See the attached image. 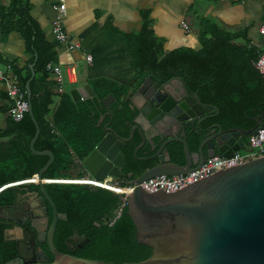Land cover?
I'll use <instances>...</instances> for the list:
<instances>
[{
	"label": "trees",
	"instance_id": "obj_1",
	"mask_svg": "<svg viewBox=\"0 0 264 264\" xmlns=\"http://www.w3.org/2000/svg\"><path fill=\"white\" fill-rule=\"evenodd\" d=\"M29 10L27 0H12L7 17L10 22H15V28L22 33L30 62H34L35 75L29 83L33 117L39 126L34 147L37 150H51L54 154L42 178L68 179L75 159H85L105 135L104 124L108 122L119 135L128 136L137 110L124 98L127 87L101 78L93 82L94 96L74 101L69 93H65L57 109L50 115L53 87L56 89L57 83L54 78H49L46 64L53 58V53L44 42L43 34ZM150 25L151 21L145 17L141 29L127 35L128 52L137 77L142 80L150 76L155 81H164L172 76H180L190 91L198 92L202 101L217 106L215 114L202 124L201 133L191 134L192 131H188L191 134L188 140L191 151L197 149L205 128L212 122H219L223 128L243 129L256 124L254 117L259 110L264 113V77L252 65L258 56L254 50L241 46V62H248L250 71L241 72V99L233 100L226 88L220 94L215 90L216 79L221 76L220 63H223L226 51L236 52L240 49L231 42L233 35L208 24L213 29H206L200 35L202 47L199 50L179 47L165 52L163 43L153 35ZM209 31L211 37H207ZM11 68L26 96L25 82L31 75L30 69L26 66L22 73L23 70L17 65H11ZM41 72L45 76L43 80L37 77ZM110 93L115 99L105 105L102 99ZM229 103L235 107L228 108ZM106 112L109 114L98 125ZM9 126V130H0V187L33 177L48 160L47 156L34 154L30 150L29 142L35 133V125L28 112L18 121L11 118ZM139 141L135 133L132 140L120 146L126 167L132 169L135 176L152 165L151 162H139L135 158L133 149ZM169 150L171 161L184 162L183 156L181 159L178 156L183 151L181 143L172 144ZM35 180L36 177L32 178V181ZM44 187L61 214L53 238L58 250L110 263L140 261L151 255L152 248L137 240L135 225L126 205L118 215L121 199L118 193L71 182H46ZM34 192L40 194L38 184L32 182L6 187L0 191V206L13 204ZM44 202L50 223L52 208L47 200ZM13 225L12 221L0 218V264H6L18 256L17 241L6 234ZM43 247L49 261H52L53 255L49 253L46 243Z\"/></svg>",
	"mask_w": 264,
	"mask_h": 264
},
{
	"label": "water",
	"instance_id": "obj_2",
	"mask_svg": "<svg viewBox=\"0 0 264 264\" xmlns=\"http://www.w3.org/2000/svg\"><path fill=\"white\" fill-rule=\"evenodd\" d=\"M29 68L31 76L25 82L27 112L35 125L29 147L32 153L48 157L32 177H36L37 181H27L38 184L41 192L31 209L33 215L39 212L45 216V199L53 211L50 224L45 216L44 231L40 232L37 227L29 231L30 242L34 247L36 235L37 241L46 243L53 260H27L19 254L6 264H264V155L222 168L175 191H148L140 185L143 180L153 176L186 173L200 166L207 157L231 156L245 149L244 137L263 125L264 113L261 109L254 117L256 124L249 129L223 128L219 122H212L205 128L209 129V134L191 152L186 140L187 129L196 126L197 130H203L201 124L215 114L217 107L202 101L197 91H190L180 76H172L164 81L145 76L133 94V97H138L137 101H132L137 113L128 136L119 135L107 122L104 124L106 133L95 148L85 159L76 158L75 161L97 180L118 178L124 165L120 146L132 140L135 133L140 141L133 149L134 156L150 138H167L153 155L143 158L157 157L158 163L130 181L133 188L125 200L127 213L135 225L137 240L152 248L151 255L140 261L110 263L58 250L53 238L61 214L44 187L47 179L42 178L54 154L51 150H37L34 147L39 135L30 100L29 83L35 75L34 64H29ZM94 94L89 84L70 90L75 101ZM112 99V95L107 94L102 102L109 105ZM107 114L109 112L102 115L98 125ZM170 141L182 144L183 163L171 161L166 148ZM115 184L121 186V183ZM119 196L121 198L122 194ZM0 218L13 219L2 213Z\"/></svg>",
	"mask_w": 264,
	"mask_h": 264
},
{
	"label": "crops",
	"instance_id": "obj_3",
	"mask_svg": "<svg viewBox=\"0 0 264 264\" xmlns=\"http://www.w3.org/2000/svg\"><path fill=\"white\" fill-rule=\"evenodd\" d=\"M27 1L30 16L53 53L49 62L62 70L64 92L58 93L53 87L50 115L57 109L63 94L70 95L71 89L84 84H89L95 92L93 82L101 78L127 87L124 98L134 108L132 101H137L138 97H133V94L142 80L133 67L127 35L137 33L145 17L151 21L153 35L163 43L165 52L179 47L199 50L202 47L200 35L206 29H213L210 24L233 35L231 42L240 49L226 51V57L220 63L221 76L216 79L215 87L217 94L223 88L229 90L233 100L241 99V72L250 71L249 63L241 62V46L254 50L258 55L263 48L264 38L259 27L264 24V0H63L66 5L64 27L70 42L77 46L74 48L58 41L52 32L56 16L53 6L61 0ZM11 2L0 0V61L23 70L26 66L29 68L30 56L22 33L7 17ZM183 23L189 28H184ZM211 35L209 31L207 37ZM86 55H91L90 61L86 60ZM68 65H73V73L68 71ZM3 69L18 82L12 68L9 71ZM37 77L45 78L42 72ZM49 78L55 79V75L49 73ZM112 98L110 103L115 99L113 95ZM10 104L5 80L0 77L1 131L9 130L12 118L8 112ZM234 107L233 103L228 104V108ZM11 233L12 230L7 231V234Z\"/></svg>",
	"mask_w": 264,
	"mask_h": 264
},
{
	"label": "built area",
	"instance_id": "obj_4",
	"mask_svg": "<svg viewBox=\"0 0 264 264\" xmlns=\"http://www.w3.org/2000/svg\"><path fill=\"white\" fill-rule=\"evenodd\" d=\"M55 11V18L52 22V32L55 38L60 41L67 43L69 48L77 47L74 43L70 42V37L64 27V15L66 10V5L63 0L54 4L53 6ZM183 27L188 29L189 26L186 23H183ZM259 32L263 35L264 38V24L259 27ZM91 55H86V60H91ZM253 65L258 71V73L264 77V40L263 48L258 55L257 59L253 61ZM10 70L11 66L9 63H4L0 61V77L4 78L6 83L7 93L10 97L11 104L9 106V114L13 120H20L24 113L28 110V102L26 100L25 91L22 89L20 84L17 82L15 77H10L4 71ZM67 69L70 73H73V65H68ZM46 70L49 73L55 75V80L57 83L56 91L58 93H63L64 88L62 86V70L59 66L48 62L46 64ZM264 155V121L262 126H258L253 132L247 135L246 148L234 152L231 156L223 155H214L207 157L204 162L186 173H179L174 175H157L143 180L140 185L148 191H156L163 189L166 191H175L189 183H192L200 178H203L215 171H218L222 168L230 167L243 163L249 159L256 158L258 156ZM34 176V175H33ZM29 179L14 181L7 183L0 187V189L12 185H18L29 181ZM47 182H71V183H80L88 184L95 187H102L112 191L116 190V187L123 191H115L116 193L122 194L119 205V212L126 205V195L132 190L133 183L121 184L117 186L115 183L109 182V180H97L92 178H77V179H47Z\"/></svg>",
	"mask_w": 264,
	"mask_h": 264
},
{
	"label": "flooded vegetation",
	"instance_id": "obj_5",
	"mask_svg": "<svg viewBox=\"0 0 264 264\" xmlns=\"http://www.w3.org/2000/svg\"><path fill=\"white\" fill-rule=\"evenodd\" d=\"M189 129H192L191 134L201 133V131L197 130L196 126H190ZM189 129H187V133H186L187 142H188L190 135H191V134H188ZM204 132H205V134L202 137V139L209 134L208 133L209 129H205ZM166 139L167 138H161V137L157 136V137H154L153 139L150 138L149 142L146 141L144 146L137 152V155L135 156L137 161H139V162H151L152 163L151 166L157 164L158 163L157 157H151V158H145V159H143V158L153 155L156 152V150L158 149V147L160 146V144ZM245 139H246V136L244 137V140ZM176 142L177 141H170L166 145V148L169 150L170 146ZM178 143H180V142H178ZM189 150H190V148H189ZM169 154H170V150H169ZM178 156H179V159H181L182 156L184 159V151L181 150V154H179ZM126 166L127 165L124 162V165L121 168L122 175L118 178L109 177L110 178L109 182H111V183L125 182V184H128V183H130V181L132 179H134L135 177L138 176V175L135 176L134 171L130 168L127 169ZM72 173H74L73 176H71ZM71 174H70L69 179H77V178L95 179L91 175H89L86 171H83V169L79 166V164L77 162L71 168ZM78 175H79V177H78ZM12 186H15V185H12ZM5 188L6 187L0 189V191L5 189ZM40 194H41V192H40ZM40 194H38L37 192L30 193L28 196H23L22 198H19L13 204L0 206V213L13 217V219L4 218L5 220H9V221H12L14 223V225L7 230V231L12 230V233H11L12 235L7 234V231H6V234L10 238H14L17 241L18 250H19L18 255L21 254L22 258L27 259V260L36 259V261H40L41 259L45 260L47 258L49 260L47 251L43 247V244H45V243H41V242L37 241L38 237L36 235H35V238L37 240L35 241L34 247L31 245V242H30L31 241L30 240L31 234L29 231L34 229V227L39 228L40 232L44 231L45 216L49 218L47 208H46V215L45 216L40 214L39 212H37L35 215L32 214L31 205L37 203V198L40 196ZM35 209L37 210L38 208L35 207ZM52 217H53V211H52ZM32 224H34V225L32 226ZM75 236H77V234H75ZM43 252H45L46 255H43L44 254Z\"/></svg>",
	"mask_w": 264,
	"mask_h": 264
},
{
	"label": "bare ground",
	"instance_id": "obj_6",
	"mask_svg": "<svg viewBox=\"0 0 264 264\" xmlns=\"http://www.w3.org/2000/svg\"><path fill=\"white\" fill-rule=\"evenodd\" d=\"M30 181H32V180H30ZM36 181H37V178H36V180L34 182H36ZM115 191H123V190H121V189H119V188L116 187V190Z\"/></svg>",
	"mask_w": 264,
	"mask_h": 264
},
{
	"label": "clouds",
	"instance_id": "obj_7",
	"mask_svg": "<svg viewBox=\"0 0 264 264\" xmlns=\"http://www.w3.org/2000/svg\"><path fill=\"white\" fill-rule=\"evenodd\" d=\"M112 191V190H111Z\"/></svg>",
	"mask_w": 264,
	"mask_h": 264
}]
</instances>
